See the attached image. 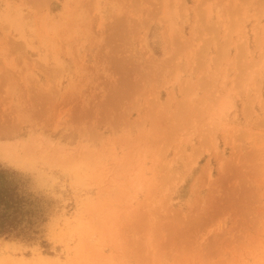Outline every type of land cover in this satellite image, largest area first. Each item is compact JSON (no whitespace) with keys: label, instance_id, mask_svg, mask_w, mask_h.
<instances>
[{"label":"rangeland","instance_id":"rangeland-1","mask_svg":"<svg viewBox=\"0 0 264 264\" xmlns=\"http://www.w3.org/2000/svg\"><path fill=\"white\" fill-rule=\"evenodd\" d=\"M0 164V264H264V0H0Z\"/></svg>","mask_w":264,"mask_h":264},{"label":"trees","instance_id":"trees-1","mask_svg":"<svg viewBox=\"0 0 264 264\" xmlns=\"http://www.w3.org/2000/svg\"><path fill=\"white\" fill-rule=\"evenodd\" d=\"M41 219V209L14 171L0 164V236L28 237L36 232Z\"/></svg>","mask_w":264,"mask_h":264},{"label":"bare ground","instance_id":"bare-ground-1","mask_svg":"<svg viewBox=\"0 0 264 264\" xmlns=\"http://www.w3.org/2000/svg\"><path fill=\"white\" fill-rule=\"evenodd\" d=\"M225 97V96H224ZM225 104H226V102H225ZM224 105V104H223ZM226 106V105H225ZM220 107V106H219ZM224 107V106H223ZM220 112V111H219Z\"/></svg>","mask_w":264,"mask_h":264}]
</instances>
